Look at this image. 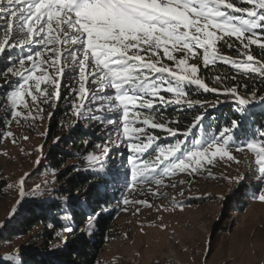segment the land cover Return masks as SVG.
Here are the masks:
<instances>
[{
    "label": "snow or ice",
    "instance_id": "obj_1",
    "mask_svg": "<svg viewBox=\"0 0 264 264\" xmlns=\"http://www.w3.org/2000/svg\"><path fill=\"white\" fill-rule=\"evenodd\" d=\"M0 21V55L14 53L17 47L22 52L24 47L29 49L18 61L23 71L5 69L21 81H8L13 87L4 93L10 104L6 114L27 119L18 106L29 109L31 115L32 107L43 111L40 102L58 103L62 99V81L72 76L77 87L69 85L67 92L77 121H96L102 128L111 125L102 133V143L95 145L100 154L87 153L83 157L91 171H110L109 162L127 165L126 191H143L147 186L153 195H166L159 191L168 186L165 178L171 179L177 173H199L205 162L210 164L218 155L239 163L229 149L241 121L233 120L218 135L205 139L201 134L206 113L195 116V122L180 133L158 122L154 109L157 104L203 108L199 100H186V85L233 97L242 117L250 106L264 105V95L257 97L255 91L245 98L238 94L237 87L223 92L210 88L197 76L199 65L189 63L202 53L205 67L224 62L243 75L252 74L264 81V62L250 54L253 45L264 50V0H0ZM233 39L239 41L240 48L236 50L243 59L218 53L219 43L231 49L234 45L229 41ZM25 61L31 62L30 67H23ZM215 79L219 82L221 77ZM26 97L31 98V105ZM146 127L184 138L161 146L155 143L158 137L149 134ZM195 128L201 134L190 145L187 138ZM124 144L129 150L127 155L119 150ZM245 148L255 153L257 167L250 168V173L255 172L257 183L264 187V130L259 132V139L253 136L243 147L238 145L237 151ZM113 153L121 159L114 160ZM28 178L20 181L21 196ZM152 185L156 186L155 192ZM38 192L39 187L31 194ZM254 198L264 203V191ZM122 203L127 206L147 202L125 196ZM178 204L182 210V202ZM63 231L71 235L74 229L65 227ZM7 259H11L10 253L0 257V261Z\"/></svg>",
    "mask_w": 264,
    "mask_h": 264
},
{
    "label": "rangeland",
    "instance_id": "obj_2",
    "mask_svg": "<svg viewBox=\"0 0 264 264\" xmlns=\"http://www.w3.org/2000/svg\"><path fill=\"white\" fill-rule=\"evenodd\" d=\"M2 23L0 21V24ZM229 43L234 47L230 49L226 44L219 43L218 53L233 59H243L244 57L236 50L240 48L239 41L233 39ZM252 48L253 46L250 54L262 61L254 54ZM176 55L180 56L182 53ZM164 62L172 65L171 61ZM189 63L203 64L202 53L199 57L190 59ZM30 65V61H25L23 67ZM12 68L14 71H23L20 64ZM15 78L17 77L8 73V78L3 82ZM66 83L72 85L75 83L72 76L64 79L60 88L61 96L63 91V96L67 98L69 93ZM161 94L166 98H172L168 93ZM233 99L230 96L229 100ZM26 100L31 105V98L26 97ZM186 100H191L188 95ZM61 102L62 99L58 103ZM58 103L53 101L48 105L40 102L43 111L38 112L32 107L31 115L28 114L29 109L18 106L17 110L27 119L13 117L10 119L0 148V184L3 185L0 192V229L16 214L19 206L29 200L47 196L61 185L56 179V172L45 171V167H49L47 158L49 117ZM63 104H69V100L65 99ZM7 109H10V106ZM76 119L73 115L71 121L66 124L71 125ZM155 119L158 120L157 115ZM167 127L177 129L171 125ZM150 129L152 128H145L149 134L158 137L155 143L161 146L171 145L175 139L184 138L174 137L161 129H158L162 131L158 135ZM194 131L187 138L190 145L197 135L201 134L199 130L191 141ZM7 133L12 135L9 136ZM218 134L203 130L201 135L207 139ZM256 138L259 139V135ZM169 139L172 141H167ZM248 140L238 141L234 137L229 149L239 163L218 155L212 158L210 164L205 162L204 170L199 173H177L171 179L165 178V184L168 186L159 191L166 195H153L147 191V186L143 191L131 189L126 191L125 185L123 190L120 187V201L112 224V236L104 246L97 264H264V203L254 198L260 191H264V187L257 183L256 173H250V168L257 167L254 163L255 153L246 148L237 151V146L243 147L244 142ZM119 149L128 154L126 144L120 145ZM95 152L99 155L100 149L97 148ZM36 168L41 170V175L25 181L23 184L25 194L21 196L20 181ZM65 168L66 166L61 170ZM173 183L176 187H171ZM37 187L39 192L32 195ZM151 187L153 192L157 190L155 185ZM125 196L129 200H144L147 203L125 206L122 203ZM197 200L199 202L195 203ZM178 202H182V210ZM87 203L84 202L85 205ZM90 224L92 227H89ZM94 229L93 219H89L87 226L81 231L92 233ZM22 245L20 241H14L0 257L10 253L11 259L6 261L11 264H23L20 255Z\"/></svg>",
    "mask_w": 264,
    "mask_h": 264
},
{
    "label": "trees",
    "instance_id": "obj_3",
    "mask_svg": "<svg viewBox=\"0 0 264 264\" xmlns=\"http://www.w3.org/2000/svg\"><path fill=\"white\" fill-rule=\"evenodd\" d=\"M0 40H3L2 33ZM252 49L264 62V50L255 45ZM28 51V47H24L23 52L17 47L14 53L0 55V72H5L7 67L19 64V59ZM13 60L17 63L13 64ZM198 65V76L209 86L222 89L221 92L226 88L237 87L238 94L245 98H250V93L253 91L257 93V97L264 95V81L258 76L243 75L236 68L223 62L207 67L201 63ZM217 76L221 77L219 82L215 79ZM7 78L8 73L5 72L0 76V83ZM9 81L20 82L18 78ZM65 85L67 88L69 85L73 88L77 87L76 83ZM245 85L247 88L244 87ZM12 87L13 85L8 81L0 84V134H2L0 148L11 119V116L6 114L10 104L6 101L4 93L9 92ZM185 89L192 101L199 100L205 106L189 109L186 106L181 108L173 104H157L154 113L158 116V122L171 125L182 133L195 122V116L206 113L203 116V130L217 134L231 121L238 120L242 125L235 130L234 137L238 141L257 137L259 132L264 130V105L250 106L246 116L242 117L228 95L204 92L193 85L186 86ZM63 94L62 91V96ZM63 98L54 109V115L49 117L50 124L47 130L49 167H45V171L56 172V179L61 185L49 195L29 200L19 206L16 214L0 229V254L14 241H20L23 244L20 250L23 264H97L104 246L112 236V224L120 201V187L123 190L129 179L125 175L127 165L122 167L120 163L109 162L111 170L103 173L89 169L88 162L83 157L87 153H96L95 145L102 143V133L111 125L102 128L96 121H77V119L73 120L71 125H67L73 114L69 104L62 105L68 97L63 96ZM212 104L218 106L212 107ZM73 125H76L74 130ZM193 130L195 131L193 136L191 135V141L200 129ZM150 131L158 135L162 133L158 129H150ZM119 150L127 155L126 151ZM112 158L117 161L121 159L116 153H113ZM65 166L66 168L61 170ZM41 173V170L36 168L28 176L34 178ZM2 190L3 185L0 184V192ZM85 201L88 202L87 205L84 204ZM96 213H100L98 217ZM90 217L93 218L94 231L92 233L81 231L87 226ZM65 227L73 228V233L69 235L64 232ZM65 239L67 243L64 242ZM0 264L11 263L2 260Z\"/></svg>",
    "mask_w": 264,
    "mask_h": 264
}]
</instances>
